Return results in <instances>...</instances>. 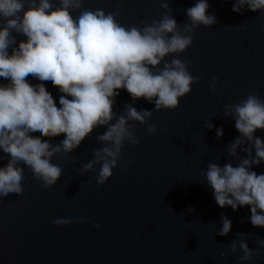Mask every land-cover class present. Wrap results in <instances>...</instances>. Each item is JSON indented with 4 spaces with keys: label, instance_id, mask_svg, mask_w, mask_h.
Here are the masks:
<instances>
[{
    "label": "water",
    "instance_id": "water-1",
    "mask_svg": "<svg viewBox=\"0 0 264 264\" xmlns=\"http://www.w3.org/2000/svg\"><path fill=\"white\" fill-rule=\"evenodd\" d=\"M52 3L60 7L59 0ZM164 3L167 8L162 7ZM195 3L83 0V8L118 13L115 19L125 28H143L168 15L188 35L183 32L186 25L191 27L186 10ZM208 3L206 14L215 15L216 22L197 25L191 32L192 44L183 53L165 56L152 69L155 74L165 62L177 58L186 63L193 77H199V83L191 85L190 93L180 98L174 110L157 111L154 100L134 101L126 90H119L113 105L115 117L124 114L127 105L138 112L151 111L152 116L143 125L129 122L139 143H124L120 161L103 185L97 186L95 180L99 164L88 172L80 170L94 158V150L103 146L97 136L105 127L94 129L67 160L63 152L54 154L51 162L62 174L50 188L44 189L25 169L23 197H0V264H264V248L245 262L240 260L239 248L241 240L251 250L259 247L264 228L252 226L248 206L235 211L218 207L202 175L209 163L235 167L249 158L244 151L250 147L247 140L237 147L235 156L229 154V146L240 134L233 114L225 112L227 105L238 104L249 95L264 100V11L251 12L245 6L237 14L232 11L235 0ZM213 77L215 93L210 91ZM27 79L37 83L31 76ZM6 82L0 78V83ZM48 92L59 107L57 88L49 86ZM149 125L157 129L152 135L146 134ZM218 128L223 129L219 138ZM254 137L264 142V130L258 129ZM37 139L55 147L64 135ZM8 159L0 152V166ZM252 170L264 173V163ZM222 216L231 221L227 236L219 235ZM58 218L73 222L57 227L53 221Z\"/></svg>",
    "mask_w": 264,
    "mask_h": 264
},
{
    "label": "clouds",
    "instance_id": "clouds-1",
    "mask_svg": "<svg viewBox=\"0 0 264 264\" xmlns=\"http://www.w3.org/2000/svg\"><path fill=\"white\" fill-rule=\"evenodd\" d=\"M59 4L57 8L52 0H0V78L7 81L0 83V152L9 157L0 166V197H23L25 169L44 189L55 185L62 169L51 162L54 154L63 152L67 160L98 127L106 128L97 136L103 146L94 150V158L80 171L88 172L99 164L95 180L97 186L103 185L117 167L124 143H139L129 122L143 125L152 116L151 111L138 112L127 105L126 112L115 117L113 105L119 90H126L134 101L154 100L157 111L177 108L180 98L192 90L191 85L199 83V77H193L186 63L177 58L170 64L165 62L155 74L152 69L165 56L183 53L192 44L191 32L197 25L207 27L216 22L215 15L206 14L208 0H196L186 10L191 27L186 25L183 32L188 35L182 34L176 20L168 15L143 28H125L115 19L118 13L84 9L83 0H59ZM245 6L251 12L264 11V0H235L232 11L241 14ZM162 7L167 8V3ZM73 11L79 15L73 16ZM17 36L25 39L17 40ZM29 76L37 83L32 84ZM215 81L213 77V93ZM49 86L61 94L59 107L48 92ZM226 109L225 115L233 114L240 134L229 146V154L235 156L237 147L247 140L250 147L244 151L249 158L235 167L209 163L202 175L218 207L235 211L248 206L252 226L264 228V173L252 170V166L264 163V142L254 137L258 129L264 130V100L249 95ZM156 130L149 125L146 134ZM61 134L64 139L55 147L48 140L37 139ZM216 135L221 137L223 129L218 128ZM221 220L219 235L227 236L231 221L223 216ZM72 222L70 218L53 221L57 227ZM257 243L259 247L251 250L239 241L241 262L260 255L264 240ZM236 247L233 242V253ZM224 257L221 252L220 258Z\"/></svg>",
    "mask_w": 264,
    "mask_h": 264
}]
</instances>
